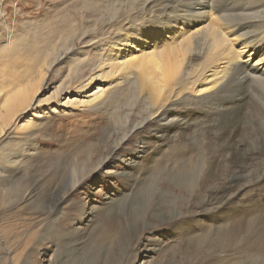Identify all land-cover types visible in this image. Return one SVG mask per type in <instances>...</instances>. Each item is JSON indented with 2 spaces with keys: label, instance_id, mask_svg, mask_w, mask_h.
I'll use <instances>...</instances> for the list:
<instances>
[{
  "label": "rangeland",
  "instance_id": "1",
  "mask_svg": "<svg viewBox=\"0 0 264 264\" xmlns=\"http://www.w3.org/2000/svg\"><path fill=\"white\" fill-rule=\"evenodd\" d=\"M162 4L0 0V264L17 253V264H264L212 252L225 244L222 232L203 227L202 195L192 196L203 163L168 147L154 155L168 143L155 135L157 117L134 129L151 111L124 58L138 55L148 69L152 54L210 22L170 30ZM237 36L214 47L239 55ZM191 59L200 70L208 64ZM246 120L262 131L258 111Z\"/></svg>",
  "mask_w": 264,
  "mask_h": 264
},
{
  "label": "bare ground",
  "instance_id": "2",
  "mask_svg": "<svg viewBox=\"0 0 264 264\" xmlns=\"http://www.w3.org/2000/svg\"><path fill=\"white\" fill-rule=\"evenodd\" d=\"M161 1L164 27L170 30L198 20L210 22L193 31L194 36L183 34L181 43L166 42L160 57L152 54L148 69L138 62V55L124 58L132 85L147 104L145 112L151 111L134 129L157 117L155 135L167 138L168 143L159 144L153 154L168 147L185 162L203 163L192 196L202 195L203 227L222 232L225 244L212 252L219 259L225 255L264 260V0ZM236 32L242 55H235L231 45L214 47L219 36ZM193 55L206 58L207 66L200 70L191 65ZM182 63L188 67L179 69ZM252 111L262 116L261 132H254L251 121L247 123ZM178 217L184 218L183 213ZM37 233H26L22 247L26 248ZM189 233L186 230L185 234ZM53 258L52 254L50 263ZM19 259L17 253L9 264H17Z\"/></svg>",
  "mask_w": 264,
  "mask_h": 264
}]
</instances>
